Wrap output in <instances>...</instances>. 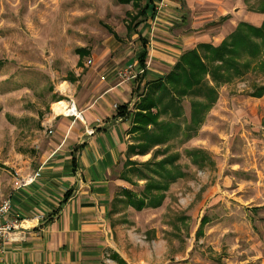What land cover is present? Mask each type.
<instances>
[{"label":"rangeland","instance_id":"374dc122","mask_svg":"<svg viewBox=\"0 0 264 264\" xmlns=\"http://www.w3.org/2000/svg\"><path fill=\"white\" fill-rule=\"evenodd\" d=\"M221 2L234 15L237 8L247 12L264 7V0ZM128 11L132 5L119 0H0L1 170H12L2 162L14 149L16 121L22 123L20 115L46 112L53 78L63 80L77 60V48L87 46L91 55L117 60L133 48ZM111 38L121 47L112 51ZM133 55L128 50L123 58ZM263 84L264 69H258L220 88L219 100L189 140L175 136V131L160 146L148 143L142 155L148 132L161 130L153 123L184 120L174 114L155 118L157 109L144 120L145 132H131L121 170L127 190L141 195L148 178L169 187L156 195L157 200L164 196L160 206L149 205L133 215L146 223L135 235L140 242H150L151 254L161 236L157 249L166 253L156 254L155 263L164 257L167 264H250L264 258V96L251 95ZM64 102L56 101L55 112L56 104ZM184 106L189 116V99ZM197 153L203 155L201 160ZM173 169L179 173L176 182L157 174ZM146 196L149 203L152 195ZM125 206L122 210L129 208Z\"/></svg>","mask_w":264,"mask_h":264},{"label":"crops","instance_id":"0c3cea01","mask_svg":"<svg viewBox=\"0 0 264 264\" xmlns=\"http://www.w3.org/2000/svg\"><path fill=\"white\" fill-rule=\"evenodd\" d=\"M143 2L145 15L136 30H129L128 13L134 16L137 10L131 4L133 11L127 12L133 48L118 60L114 58L116 61L91 55L87 46L77 48V60L63 73V80L53 78L46 112L20 115L22 123L16 121L14 149L2 162L12 170L0 169V203L12 197L13 207L4 220L17 215L28 220L13 239L0 244V264H167L162 260L165 257L154 261L156 254L166 253L157 249L161 236L154 241L156 250L151 254L150 242H140L135 235L146 223L133 215L144 210L121 208L126 207L121 202L122 190L129 189L121 170L132 138V114L118 115V107L133 109L135 87L145 72L143 85L166 76L199 44H221L240 22L261 26L264 14L237 8L234 15L221 0H165V7L162 0ZM110 41L112 51L121 47L115 38ZM80 49H86L87 55ZM128 50L134 55L125 59ZM144 52L146 68L139 62ZM89 60L93 63L88 64ZM120 64H135L140 78L121 82L117 77ZM61 98L68 106L75 103L78 116L55 112L54 104ZM91 129L93 135L88 133ZM36 172L41 175L35 183L15 186L17 176L25 178ZM253 263L264 264V258Z\"/></svg>","mask_w":264,"mask_h":264},{"label":"trees","instance_id":"16d2710c","mask_svg":"<svg viewBox=\"0 0 264 264\" xmlns=\"http://www.w3.org/2000/svg\"><path fill=\"white\" fill-rule=\"evenodd\" d=\"M119 1L124 4H132L134 9L137 10V14L134 16L131 12L128 13L131 16L129 30H136L142 22L141 17L145 15L144 0ZM254 11L264 14V7L262 6L261 9H255ZM79 51L82 55H87L86 49H80ZM146 57L147 52L140 56L139 62L143 68L147 66ZM258 69H264V21L261 26L243 21L221 44L202 43L195 49L186 52L166 76L148 80L143 85L145 72L141 82L135 87L137 100L133 109H130L129 105H119L118 115L129 117L132 114L130 132L136 130L145 132L148 123L144 120H147L155 109L158 113L155 118L158 119L160 116H169V114H174L175 118H179L181 115L179 119L184 117L183 121L176 122V124L171 123V121L164 124L161 122L153 123L155 126L158 125L161 130L159 132L152 130L145 136L143 140L144 148L141 151L144 155L146 154L144 149H147L149 144L160 146L168 141L172 137L171 135L174 136L175 131V136L179 133V135L184 136L185 140L191 139L196 130L202 127L206 115L219 100L220 88L232 84ZM139 78L140 74L137 80ZM251 95L264 96V84L256 87ZM186 99L190 101L189 116L184 106ZM171 105H173V108ZM182 123H184L185 128H182ZM196 156L198 160L203 157L201 153H197ZM178 157L176 156L174 160ZM157 174H160L165 180L174 179L175 182L179 177V173L175 170L174 172L168 170L158 171ZM168 188V184H162L148 178L145 190L139 196L135 192L123 189L124 199L121 202L137 210H143L149 205L157 207L163 203L164 196L162 199L157 200L158 196L156 195L164 193ZM145 192L152 195L150 202L148 201L149 203L146 202L148 197Z\"/></svg>","mask_w":264,"mask_h":264},{"label":"built area","instance_id":"2783aa9c","mask_svg":"<svg viewBox=\"0 0 264 264\" xmlns=\"http://www.w3.org/2000/svg\"><path fill=\"white\" fill-rule=\"evenodd\" d=\"M164 1L165 0H162V7L167 6ZM92 63L93 60L88 61V64ZM140 73L141 71L136 68L135 64H129L117 72V77L120 79L121 82H134L137 80ZM116 107H118V105H116ZM68 108L70 110L69 113L78 116V112L74 102H72L71 106H68ZM88 133L90 135H93L95 131L91 129L88 130ZM40 175V172H36L34 174H29L25 178L17 176L15 186L17 188L30 186L36 182ZM12 207L13 201L11 196H8L0 203V244L13 239L15 232L22 228L28 220V218H22L20 215L15 216L13 220H4V216L11 211ZM37 218H42V216H37Z\"/></svg>","mask_w":264,"mask_h":264},{"label":"bare ground","instance_id":"6f19581e","mask_svg":"<svg viewBox=\"0 0 264 264\" xmlns=\"http://www.w3.org/2000/svg\"><path fill=\"white\" fill-rule=\"evenodd\" d=\"M67 104V103H66ZM63 106H60V105H56L55 106V109L57 110V112H67V113H69L70 112V110H69V108H68V104L65 106L66 108H62Z\"/></svg>","mask_w":264,"mask_h":264}]
</instances>
